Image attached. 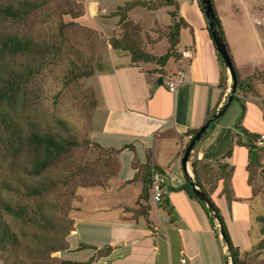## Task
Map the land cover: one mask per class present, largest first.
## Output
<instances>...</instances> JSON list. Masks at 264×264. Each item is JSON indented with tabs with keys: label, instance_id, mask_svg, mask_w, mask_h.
Here are the masks:
<instances>
[{
	"label": "crops",
	"instance_id": "crops-1",
	"mask_svg": "<svg viewBox=\"0 0 264 264\" xmlns=\"http://www.w3.org/2000/svg\"><path fill=\"white\" fill-rule=\"evenodd\" d=\"M85 6L80 17L86 16L105 36L113 30L115 18L106 15L114 10L107 12L100 0H86ZM175 14L184 26L174 47L176 55L162 66L167 71L151 72L144 64L130 62L127 54L106 46L102 54L105 63H100L92 75L94 93L101 97L96 98L93 113L98 116L92 117V124L97 122L90 137L104 149L118 150L119 168L103 187L76 189L77 209L72 216L73 229L67 235L70 251L57 252L65 259L85 261L110 244V251L90 264H226L227 244L219 223L189 192V182L194 181L192 160L227 164L229 198H225L223 181L218 177L213 184H205V189L224 220L232 244L239 248L251 244L253 217L263 213L264 147L257 151L258 165L253 164L240 129L247 134H264V64L256 63L252 56L236 59L224 34L238 79L253 76L252 89L243 96L236 88L232 110L228 112L231 102L191 150L183 170L180 159L188 143L184 132L198 128L223 104L231 79L226 70V88L222 91L218 85L221 66L196 0H181ZM186 47L192 50L189 59L180 57ZM178 71H183V79L170 91L167 83L178 80ZM158 78L161 83H157ZM236 137L239 144L234 143ZM230 146L231 154L221 159ZM145 163L167 174L159 207L152 204L149 189L147 199L137 202ZM79 244L92 248L77 250Z\"/></svg>",
	"mask_w": 264,
	"mask_h": 264
},
{
	"label": "rangeland",
	"instance_id": "rangeland-1",
	"mask_svg": "<svg viewBox=\"0 0 264 264\" xmlns=\"http://www.w3.org/2000/svg\"><path fill=\"white\" fill-rule=\"evenodd\" d=\"M28 1L36 2L39 6L28 15L25 21L14 22L0 19V36L6 33L17 34L30 38L34 43L46 44L41 57L39 53L27 55L0 52V79L2 80L8 79L11 70L16 75L23 77L26 71H32L33 67L41 69L38 74L28 76L23 81V88L28 93L27 103L24 106L23 104L15 106L12 118L25 126L28 125V119L35 121L43 118V125L48 124L50 128L58 132H63L61 126L58 125V119H63L72 128L74 137L79 140V144L71 153H66L61 157L57 167H52L47 172V175H51L52 178L64 176L66 166L71 165H89L95 168L98 175H102L104 170L111 174L114 166V155H108V152L107 154L87 145L91 142L90 130L92 125L95 127L97 122L94 120L92 124L94 114L98 116V114L93 113L96 107V98L100 99L101 97H97V94L94 93L92 88L94 78L92 75L100 63L101 65L105 63L102 54L105 52L106 46L109 47L107 40L111 36H120L126 31L135 38L137 47L140 50L151 52L156 56L163 54L168 47L167 34L173 20L170 16V10L174 8L166 6L162 0H143L146 6L132 8V11L130 10L125 15L126 23L123 21L119 24L117 22L118 16H113L115 18L113 30L108 31L105 36L104 31H101L95 25L93 26V23L86 16L80 17L86 10V0ZM126 1L100 0L107 12L115 11L117 7L122 6ZM175 1L178 8L181 0ZM211 1L223 35L225 34L230 41L236 59L252 56L256 63L264 64V0ZM112 12L108 13L106 18L114 19L110 16ZM78 14L80 15L77 16ZM128 23L129 25H125ZM106 24L109 25L110 21L108 20ZM133 26L136 27L133 28ZM43 58L45 59L42 66L40 62ZM74 59L77 64L87 62L93 69L92 75L87 78L68 81L65 74L71 68L70 61H74ZM138 64H144L146 69L154 73L159 70L155 64ZM161 70L167 71L164 67ZM93 102L95 105H92ZM235 102L236 98L232 101L228 112L232 110ZM2 110L11 113L10 108L4 103L0 105V113ZM7 134L8 132L0 122V179L7 180L18 175L26 177V181L32 184L44 181L42 177L30 176L25 172L24 164L26 162L24 156L13 155V150L8 148ZM261 166V202L263 204V213L261 214H264V165ZM1 194L4 198L11 199L13 204H25L33 201L26 199L19 192L11 194L1 191ZM73 196L75 200L77 198L75 192ZM68 202L69 207H59L57 211L56 209L49 211L53 217L56 216L59 225L65 227L68 226L67 221L70 218L74 222L72 217L74 212L71 209H76L73 200H68ZM57 213L60 215H57ZM1 219L15 233L20 234L21 244L28 243L31 248L34 246L35 239H30L28 236L32 233L40 234L38 230L17 222L5 212H2ZM253 228V232L256 231V227L253 226ZM253 232H251V244L255 242ZM57 252L59 251L51 255L58 257ZM23 254L24 252L20 256L23 257ZM243 258L244 264H264V260H256L252 254H246Z\"/></svg>",
	"mask_w": 264,
	"mask_h": 264
},
{
	"label": "trees",
	"instance_id": "trees-1",
	"mask_svg": "<svg viewBox=\"0 0 264 264\" xmlns=\"http://www.w3.org/2000/svg\"><path fill=\"white\" fill-rule=\"evenodd\" d=\"M162 2L166 6L174 8L170 10V16L173 20L167 34L168 47L163 54L156 56L151 52L140 50L137 47L138 45L136 44L135 38L127 31L123 32L120 36H111L107 40L110 49L127 54L130 58V62L134 64L146 63L155 64L158 67L164 66L170 57L176 55L174 47L178 42L179 29L184 26V22L181 18H176L175 11L177 9V4L175 0H162ZM144 3L145 2H143V0H140L139 2L137 0H127L122 6L117 7L116 10L110 14V16H118L117 22L119 24L123 21L126 23L125 15L134 7H145L146 4ZM196 4L204 16L200 1L196 0ZM210 4L213 8L215 19L218 23L225 47L232 61L219 19L211 0ZM38 6L39 4L36 2L28 0H0V19L11 20L14 22L25 21L28 15ZM79 15L80 14L77 16ZM125 25H129V23ZM135 27L136 26H133V28ZM206 30L211 39L207 22ZM44 45L46 44L34 43L30 38L19 36L17 34L6 33L0 36V52L4 54L31 55L33 53H39L41 57L44 52ZM216 55L221 66L218 85L223 91V89L226 88V67L217 52ZM44 59L45 58L41 59L40 62V65L42 64V66L44 65ZM70 65L71 68H69L67 74H65L68 81H75L79 78H87L92 75L93 69L87 62L77 64L74 59V61H70ZM232 65L236 75L237 91L239 94L244 96L252 89L251 79L253 76L239 80L233 61ZM40 71L41 69L33 67L32 71L27 70L25 76L22 77L16 75V73L11 70L9 71L8 79H0V105L4 103L11 111V113H9L2 110L0 113V122L8 132L6 137L8 148L13 150V155L24 156V160L26 162V164H24V169L28 175L44 178V181H40L38 184L27 182L26 177H20L18 175L12 176L7 180L0 179V262L2 264H90L95 258L106 255L112 248V245L107 244L102 246L96 250L94 255L90 256L85 261L65 259L60 255L58 257L52 256L51 254L56 251H59V253L64 250L70 251L68 248L67 238L65 239V237H67L73 229V222L70 218L69 221H67V227L64 225L61 226L56 220V216L53 217L49 211L55 209L57 211L59 207H69L68 200H73L76 205L78 200L77 198L74 200L73 194L78 188L103 187L108 179L117 173L119 168V162L117 159L118 150H113L111 148L104 149L92 140L89 144H87L97 150L106 153L108 152V155H114V166L113 172L112 170V173L110 172L111 174L104 170L102 175H98L95 168L89 165H71L66 166L63 174L64 176H61L60 178H52L51 175H47V172L50 171L52 167L58 166L57 164L60 162L59 160L64 154L71 153V151L78 146L79 140L74 137L72 128H70L67 125V122L63 119H58V125L61 126L63 131L58 132L54 131L53 128H50L48 124L43 125V118H39L35 121L28 119L27 126L12 118L14 116V107L18 104H23L24 106L27 103L28 93H26L23 88V81H25L28 76H34ZM158 71L162 73L161 68H159ZM235 96L236 94L234 93L231 102L234 100ZM92 105H95V103L93 102ZM214 111L215 109H213L211 113ZM215 123L216 122L210 124L209 128L195 143L193 148H195L203 140ZM235 127L239 129L237 124ZM196 129L197 128H189L184 132L185 135L188 136V141L193 136ZM240 132L244 135L246 141L245 144L252 156V163L258 165L259 154L257 151L262 148L257 147L254 144V140L258 135L247 134L242 129H240ZM234 143L239 144L238 137H236ZM231 149L232 147L230 146L221 159L229 156L231 154ZM214 166L216 167V172L212 173ZM226 166V163H219V161H215L214 164H209L192 160L191 168L194 175V184L200 190L204 191L208 197L210 202L209 211L211 212V216L216 218L219 223L222 231V237L227 244V248L231 256L232 264H244L245 261L243 257L246 254H252L256 260H264V214L253 217V226L256 227V231L253 232L255 242L246 248L234 246L230 240L224 220L219 213L217 206L211 200L207 190L205 189V184H213L215 179L218 177L223 181L222 192L225 195V198H229L227 179L230 171L225 170ZM151 167L152 166L147 163L142 166L143 171L140 176L142 189L138 196V203L140 200L145 201L147 199V190L150 185L149 175ZM110 168L112 169V167ZM154 168L157 167L154 166ZM135 176H137V174H135L134 177ZM1 191H6L11 194L19 192L26 199H31L33 201L25 204H13L11 199L4 198L2 196ZM189 192L195 199H197L195 194L190 189ZM76 209L73 208L71 210L75 212ZM2 212L7 213L17 222L32 226L39 231L40 234L32 233L28 236L30 239H35V244L32 248L28 243H20V234L15 233L10 226L1 219ZM143 214L145 215V213ZM57 215L60 214L57 213ZM83 248H92V246L79 244L76 249L78 250ZM22 252H24L23 257L20 256Z\"/></svg>",
	"mask_w": 264,
	"mask_h": 264
},
{
	"label": "water",
	"instance_id": "water-1",
	"mask_svg": "<svg viewBox=\"0 0 264 264\" xmlns=\"http://www.w3.org/2000/svg\"><path fill=\"white\" fill-rule=\"evenodd\" d=\"M200 4L203 9V13L207 22V27L210 32V36L215 47L216 52L220 56L221 60L223 61L227 72L229 73L231 84L226 94L225 101L221 104L215 112L210 114V116L196 129L193 136L190 138L186 146L184 147L180 162L181 167L185 170V163L188 160L189 154L193 149L195 143L200 139V137L205 133V131L209 128L210 124L216 122L224 113L226 108L231 102V99L235 93L237 81L236 75L233 69L232 61L229 57L227 49L225 47L222 35L219 30L218 23L215 19V14L213 8L210 4V0H199ZM157 83H161V78H158ZM189 185L191 186L192 192L195 194L198 200L202 201L208 209H210V202L208 200L207 195L204 191L200 190L195 184L194 181H190ZM220 233L222 231L220 229Z\"/></svg>",
	"mask_w": 264,
	"mask_h": 264
},
{
	"label": "built area",
	"instance_id": "built-area-1",
	"mask_svg": "<svg viewBox=\"0 0 264 264\" xmlns=\"http://www.w3.org/2000/svg\"><path fill=\"white\" fill-rule=\"evenodd\" d=\"M192 56V50L190 47H186L183 50L180 51V57L184 59H189ZM184 73L183 71H178V80L177 81H169L167 83L168 89L170 91H173L180 82L181 79H183ZM254 144L257 147H264V134H259L257 138L254 140ZM166 176L167 174L163 172L160 169L154 168V166L150 169V185H149V192H150V200L154 206H161L163 203V196H164V190H165V184H166ZM224 255L226 259V264H232L231 262V256L228 251V248L224 246ZM182 262H184V259H181Z\"/></svg>",
	"mask_w": 264,
	"mask_h": 264
}]
</instances>
